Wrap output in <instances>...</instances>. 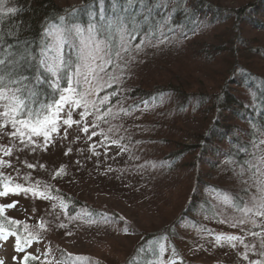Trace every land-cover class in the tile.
<instances>
[{"label": "trees", "instance_id": "1", "mask_svg": "<svg viewBox=\"0 0 264 264\" xmlns=\"http://www.w3.org/2000/svg\"><path fill=\"white\" fill-rule=\"evenodd\" d=\"M240 1L242 4L229 7L210 0H173L168 8L155 9L157 20L161 12L172 14L167 26L171 30L166 28L169 42L140 54L134 62L139 66L127 70L119 96L112 99L113 104L124 100L126 108L137 104L143 108L142 101L155 105L146 112L133 111L125 116L126 124L139 133L136 140L141 146L135 153H147L151 161L146 165L147 174H157L169 182L165 198L174 199L172 210L180 211L166 230L143 235L124 264L153 261L149 252L138 250L163 235L175 245L172 242L179 236L180 221L198 215L221 218L226 203L215 198L217 192L224 197L245 196V185L236 174L238 166L242 160L251 159L253 140L264 139L259 131L254 137L252 128L253 124L264 128V0ZM93 3L89 0L75 6L78 11L70 18L87 24ZM109 3L105 0V8ZM9 6L23 9L5 19L9 26L21 24V38L30 41L39 39L46 22L69 11L58 8L53 0H10ZM245 146L248 155L242 150ZM222 170L231 173L235 182L220 184L218 174L223 175ZM174 190L178 197L171 195ZM56 194L51 189V200ZM59 201L60 215L89 219L78 208L81 201L76 197L69 195ZM228 206V211L238 215ZM6 218L0 216V226L13 230L15 226ZM233 235L244 236L245 232ZM249 242L257 240L247 237L245 243ZM239 247L241 262L236 264H248L243 259L245 249L237 242ZM249 257L260 258L256 253H249Z\"/></svg>", "mask_w": 264, "mask_h": 264}, {"label": "snow or ice", "instance_id": "2", "mask_svg": "<svg viewBox=\"0 0 264 264\" xmlns=\"http://www.w3.org/2000/svg\"><path fill=\"white\" fill-rule=\"evenodd\" d=\"M9 4L10 0H0V130L10 127L11 131L4 135L10 137L12 143L9 147L0 145V157L11 156L14 148L18 151L25 148L35 151L41 146L38 141L47 150L53 143L54 136L60 135L61 128H64L63 136L66 138L68 129L76 125L85 135L90 129H99V132L92 131L87 138L91 140L92 137L102 136L99 143L106 151L114 145L120 152H129L131 159H140L131 154L128 144L121 143L125 139L131 143V135H120L122 130L127 129L122 123L113 121H119L123 116H131L133 111L146 112L155 105L142 101L143 108L138 104L126 108L123 106L124 100L118 99L113 104L112 99L119 96V86L124 84L127 70L136 62L137 57L148 48L169 42L166 28L171 30L167 26L172 14L161 12L160 19L157 20L155 9H166L173 4V0H153L151 4L149 0H110L107 8L105 0H94L92 10L88 12L87 24L70 18L78 11L73 8L65 15H58L46 22L39 39L31 41L26 37L21 38V24L9 26L6 21V17H15L23 11L22 8ZM45 87L48 91H45ZM107 89L113 90L109 92ZM102 92L105 94L101 96ZM78 109L79 119H73V113ZM89 117H93L91 122ZM102 124L108 127L102 128ZM252 128L254 137L257 131L264 136V128L257 129L255 124ZM262 145L264 139L256 137L252 142L251 159L242 160L238 166L236 174L245 185V196L224 197V203L238 213L227 217V222L232 228L245 232V235L215 233L202 225L198 226V232L213 236L217 246L227 245L235 249L239 242L245 249L244 260H249V253H256L260 257L249 260V264H264ZM96 147L95 143L90 145L93 153L99 155L95 152ZM242 150L246 155L249 154L247 146ZM11 167L10 161L0 158V168ZM35 167L34 164H27L29 169ZM63 172L64 169L61 168L57 175ZM50 191V186L41 185L39 182L26 186L0 171V197L31 195L33 198L49 200L53 199L47 194ZM15 207L16 202L0 204V216H3L5 208ZM84 215L89 218L86 221L89 224L108 223L112 219L106 213L100 214L98 218H93L90 212H85ZM7 222L14 226L20 224L16 219ZM223 222L222 220L221 223ZM60 227L65 225L61 224ZM24 231H28L27 225H24ZM29 235L31 238H21L18 232L0 226V239L15 237L16 251L24 253L22 257H14L19 260V264H29V261L38 259L27 252L37 239L31 233ZM247 237H255L257 242L245 243ZM168 241L169 237L163 235L138 251L149 252L154 258L148 264H165L162 257L169 247L173 256L177 254L175 246L167 244ZM68 257L62 264H92L89 257L72 254H68ZM0 264L3 262L0 261ZM167 264H176V260L170 257Z\"/></svg>", "mask_w": 264, "mask_h": 264}, {"label": "rangeland", "instance_id": "3", "mask_svg": "<svg viewBox=\"0 0 264 264\" xmlns=\"http://www.w3.org/2000/svg\"><path fill=\"white\" fill-rule=\"evenodd\" d=\"M53 1L62 10H71L89 0ZM210 1L229 7L242 4L240 0ZM247 1L249 0L243 2ZM137 64L133 63L130 67L137 68ZM79 111L78 109L73 113V119H79ZM88 120L91 122L93 117ZM113 123L124 125L127 131L122 130L120 135H131V143L127 139L121 143L128 144L131 154L140 159H131L129 152H120L114 145L106 151L99 143L103 139L102 136L92 137L91 140L87 138L92 131L99 132V129H90L85 135L76 125L68 129L66 138L63 136L64 128H61L60 135L54 136L53 143L47 150L43 148L42 142L38 141L41 146L35 151L30 148L18 151L14 148L11 156L0 157L12 164L11 168H0V171L9 175L15 182L26 186L39 182L41 185L50 186L58 194L55 200L33 198L31 195L0 197V204L16 202L15 208H5L4 211L6 219L20 221L11 231L18 232L21 238H31L29 233L37 237L27 252L38 259L29 261V264H62L69 258L68 254L89 257L92 264H124L143 235L166 230L180 213L172 210L174 199L165 198L166 192L169 191V182L159 178L157 174L148 175L146 165L151 161L147 153H135L141 146L136 140L139 133H135L133 127H128L125 116ZM101 127L106 129L108 126L102 124ZM9 131L10 127L0 130V145L4 147H9L12 143L11 138L4 135ZM77 136L80 138L76 139ZM93 143L97 145L95 152L99 155H95L90 149ZM69 149L71 152H68ZM29 163L36 167L27 168ZM141 165L144 167L141 168ZM61 168L64 172L59 178L57 173ZM223 172V175L218 174L220 184L235 182L231 173ZM213 190H210L211 196ZM69 195L81 201L77 203L81 212L94 210L91 212L96 213L95 218L106 213L112 218L111 222L89 224L83 217L81 220L79 215L76 219L75 215L71 218L60 215L59 200ZM171 195L173 198L178 197L177 190L172 191ZM216 195L215 198L224 203V195L220 192ZM223 208L224 213L220 212L221 218L217 220L213 219V216L198 215L197 218L180 221L177 227L179 236L172 242L175 245L166 242L175 246L177 254L173 256L169 247L162 258L166 262L170 257L174 258L176 264L241 262L239 258L242 248L217 246L213 236L198 232V226L202 225L215 233H240V229L232 228L227 222V217L233 216V213L228 211L229 206L224 204ZM61 224L65 227H60ZM24 225H27V232L24 231ZM15 244V237L0 239V261L3 264H19V260L14 257H22L24 253L17 252ZM249 260H246L248 264Z\"/></svg>", "mask_w": 264, "mask_h": 264}]
</instances>
